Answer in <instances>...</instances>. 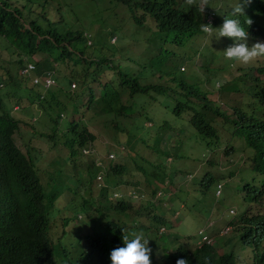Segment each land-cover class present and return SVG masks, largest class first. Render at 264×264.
Returning a JSON list of instances; mask_svg holds the SVG:
<instances>
[{"label":"clouds","instance_id":"clouds-1","mask_svg":"<svg viewBox=\"0 0 264 264\" xmlns=\"http://www.w3.org/2000/svg\"><path fill=\"white\" fill-rule=\"evenodd\" d=\"M85 2L80 0L73 8H68L64 0L59 4L54 2L60 9L50 16L62 23L57 28L65 31V37L59 42L53 36L47 37L51 47L40 51L46 55L47 64L36 65L25 59L26 66L20 75L29 78L31 88L18 86L30 91L23 99L24 108L16 102L9 104L10 107L4 103L1 93L6 85L0 82V118L20 122L19 130L0 144V170L13 168L24 158V177L34 172L40 188L39 193L15 185L1 189L0 264L9 260L7 252H12V258L19 257L30 237L43 246L39 264H203L205 255L211 251L218 256L230 255L237 264L232 250L235 243H254L256 236L264 235V211L256 208L264 199V65L256 66L264 57V0H152L154 12L162 7L172 22V13L179 14L174 22L177 27L169 32L158 31L155 38L134 41L132 46L129 38L122 37L121 47L129 49L132 56L125 61L141 69L133 59L149 65L165 52L169 53L170 48H181L185 50L184 59L175 71L187 77L178 79L163 69L154 71L147 81L123 70L124 61L118 50L115 66V52L100 48V40L91 29L98 24L97 17L93 15V20L87 21L75 14L90 6L105 14L118 4L128 9L130 23L136 25L130 7L120 1ZM17 6L23 8V3ZM222 6V12L216 13ZM95 10L91 11L95 14ZM153 13L139 8L136 16L146 26L155 22ZM82 23L95 26H82ZM158 37L166 42L161 49L154 48ZM118 41L117 36L108 39L111 46ZM111 67L117 69L110 77L107 73ZM124 75L137 79L144 92L133 93ZM171 85L179 87L172 90ZM105 88L118 91V95L105 99ZM176 92L185 101L171 108V116L187 120L206 144V151H213L200 175L203 185L200 188L203 193L214 189L215 203L209 208L210 218L200 220L206 226L198 231L200 240L191 247H172V241L164 240L169 229L163 221L179 214L173 205L175 196L185 186L193 188L191 181L197 174L188 171L189 162L184 170V183H176L171 175L173 166L184 165L188 160L168 151L169 146L175 149L183 146L175 145V135L167 130L169 121L160 100ZM52 94L54 98L50 97ZM205 97L213 110L203 107L207 102ZM35 101L46 103L45 114L49 108L53 111L54 117L48 115L50 120L46 124L49 131H42V125L40 129L34 127L37 118L22 117L26 124L17 118L27 104ZM112 111L127 116L125 122L116 125L112 139L90 133L81 123ZM194 115L210 122L216 118L218 138L200 136L192 124ZM140 120L143 128L150 131L147 137L136 131ZM25 127L41 137L35 139L32 137L35 133L25 134ZM135 131L138 135L132 140ZM166 139L169 144L159 143ZM240 142L242 149L238 147ZM133 145L136 151L130 149ZM221 151L227 159L225 163L220 161ZM49 167H54L55 172ZM247 167L261 179L258 183L242 184L241 198L248 201L245 212L212 235L208 231L216 224L210 220L213 209L225 200L222 190L235 181L234 169L241 171ZM159 171L166 175L162 181L156 176ZM139 178L145 183L135 184ZM125 180L128 185L123 184ZM149 187L154 199L151 207L145 209L148 217L144 222L140 208L143 200H148L144 190ZM68 205L73 212L67 209ZM110 209L112 212L108 213ZM230 214L237 212L232 209ZM113 216L119 218L115 220ZM196 217H200L197 211ZM79 221L83 222L82 226L78 225ZM159 227H162L160 231ZM248 232L249 236L240 238V233ZM230 233L231 239L226 238ZM150 234H155L154 239L146 238ZM64 236L65 244L72 248L67 257L61 256L58 244ZM162 242L168 246L160 245ZM224 243H227L225 247L232 245L229 251L217 248ZM261 257L264 259V254ZM258 263L264 264L261 259ZM11 264H19V260H11Z\"/></svg>","mask_w":264,"mask_h":264},{"label":"rangeland","instance_id":"rangeland-1","mask_svg":"<svg viewBox=\"0 0 264 264\" xmlns=\"http://www.w3.org/2000/svg\"><path fill=\"white\" fill-rule=\"evenodd\" d=\"M63 2V1H61ZM86 2H91V0H86ZM85 2V3H86ZM91 10H95L94 7L90 6ZM224 7L222 6L219 8L217 12H222L221 9ZM97 9V8H96ZM91 10H79L75 14L79 15L80 17L84 18L85 20L89 21V18L91 16L97 17L98 24H95L96 27L91 28L92 31L96 34L98 39L100 40V48L106 49L107 51L115 52L114 59L118 57V53L116 52L118 50L120 54V59H122V55L128 54L131 55V52L129 49H123L121 47V39L122 37L125 38H133L136 42H142L146 37H156V33L153 31L147 30L145 27H140L137 25H131L130 19L131 14L125 7L114 4L112 8L106 12L105 14L102 13L100 10H95V14ZM95 26L91 23L84 24L82 23V26ZM131 25V26H130ZM148 25V24H147ZM146 25V26H147ZM112 36H117L119 41L117 45L111 46L108 42V39ZM158 42L154 44L155 49H161L165 46L166 42L164 38L158 37ZM3 37L0 36V52H1V58H0V73L2 75H5L9 77V74L6 73L7 68L9 70H12V76L13 79L19 80L23 79L24 82L28 83L22 75H20L21 70L12 62H10V55L13 54V51L10 53L6 51L4 43L2 42ZM114 39H110V43H113ZM25 48V47H23ZM185 55V50L181 48H170L169 53L165 52L160 58L156 59L153 63L146 65L144 61L140 59H133V63L136 65H139L141 69L134 68L132 64H129L124 60L122 64V68L126 72H131L137 74L141 81H147L151 74L154 71H161L166 70L171 73V76L177 77L178 79L186 78L187 75L181 76L175 71L176 65L182 63ZM20 58H25L26 56L22 53H19ZM32 59H36L38 62L41 60H44L46 58V55L42 54L41 52H37L32 56ZM16 58V55L14 56V59ZM115 61V66L118 63L117 59ZM54 63V62H53ZM264 57L263 59L256 65L261 66L264 65ZM240 67H244L243 65L239 64ZM173 83V82H171ZM179 86L171 85V88H175L176 90ZM180 89V88H179ZM30 94V91H27L23 87H14L10 85H6V88L4 91H2L1 95L4 97L2 100L4 103L8 106L9 104L13 105L17 99H25ZM97 94V93H96ZM185 101V98L181 95H179L177 92L175 95L170 96L166 95L162 97L160 102L162 103L164 109H166V119L169 121V125L167 127V130L171 132V134L175 135V145L183 146L181 149H175L172 146H169V153L173 154L174 156H180V157H186L188 160L185 161L184 165L181 166H173L171 175L172 178L175 180L176 183H184L185 182V175L184 170L187 168L188 163L190 162V167L188 171H193L194 173L197 172V174L193 177L191 184L193 185V188L190 186L183 187L182 191L178 196H175V201L173 203L174 208L176 211L179 212L178 216L175 218L167 219L165 222L166 226L168 227V234L164 237L165 241H172V247L177 246H185V247H191L193 245H196L197 242L200 240V238L197 237L198 231L206 226L205 222H202L200 220H207L210 218L209 214V208L215 203V197H214V189H210L208 192L203 193L202 189V183H200V175L206 170L205 164L211 159L212 157V150L206 151L207 147L206 144L196 135L194 129L188 125L187 120H181V119H175L171 116L170 111L171 108L177 103V102H183ZM53 101H50V104H52ZM46 103H39L38 101H35L33 103L27 104L26 108L22 111H20V114L22 117H31V120L34 118H37V121L34 124V127H37V129L42 127V131H49L50 128L46 126V124L49 122L50 117L48 115H51V117H54L52 109L49 108L47 113L45 114L44 111V105ZM80 112L85 111V109H79ZM127 119L126 114H121L117 111H112L109 114L103 115L101 117L92 118L89 122H81L90 130V133H96L103 137H109L114 138L115 137V128L116 125L120 122H125ZM65 129L62 130V132ZM136 131L137 133L141 134L143 137H147L150 135V131L143 128L141 120L137 124ZM136 131L133 133L132 140L138 135ZM28 133H35L32 137L35 139L40 138V134L36 133L34 130L29 129V127H25V134ZM19 138V137H17ZM241 137L239 136V141ZM167 143L169 144V139L159 140V143ZM96 143H100V146L103 145L102 142L96 141ZM167 147V146H166ZM239 149L243 148V144L239 143ZM20 148L25 151V147H23L20 144ZM131 150L136 151L134 145L130 147ZM54 154L53 152H51ZM61 155L63 154L62 151L59 152ZM222 155L220 157V161L225 163L227 162V159L224 156V152H222ZM215 154V153H214ZM58 159V157H57ZM138 163V161H136ZM160 163L164 165V160L161 159ZM52 172H55V168H48ZM177 170V171H176ZM234 175H235V181L228 185L227 188L223 189L221 192V195L225 199L223 202L220 203L218 208H214L212 211L213 219L210 220L211 223L215 222V227L208 232L212 235H215L218 233L221 229L225 228L229 222L235 221L239 219L243 213L246 210L247 207V200H242V191L243 186L242 184L246 183H258L261 177H258L256 174L253 173L251 168L247 167L242 169L241 171H238V168L234 169ZM228 174V173H226ZM156 176L159 178V180H164L166 177L164 171H159L156 173ZM135 184L145 183L143 178L135 179ZM126 184V180L123 183ZM198 184V185H196ZM196 186V187H195ZM147 192V199L143 200V205L141 206L140 210L143 212L145 216L146 221L148 217V211L145 209H149L153 202H151L154 198L152 195L151 188H146L144 190ZM185 205L182 208V205ZM260 211H264V199L261 203H258L257 207ZM67 209L70 212H73L72 209L69 208V205L67 206ZM235 210L237 212L236 215H231L230 211ZM196 211L198 214H200V217H196ZM112 209L108 211V213H111ZM119 217L113 216V219H117ZM201 218V219H200ZM86 221V219H85ZM99 223V221L97 222ZM79 226L83 225V222H78ZM162 227L157 228L158 231L161 230ZM96 232H99L100 229H95ZM165 233V231L163 232ZM156 234V233H155ZM155 234L147 235L146 238L154 239ZM261 234V233H260ZM255 237L254 243L250 244H243L240 245L237 242L233 246L232 250L236 256V263L237 264H262L258 263L259 259L261 258L262 254H264V235ZM231 233L226 237L231 239ZM162 246H168V243L162 242L160 243ZM227 246V243H224L222 245L217 246V248H224L225 251H229L231 249V246ZM241 260V261H238Z\"/></svg>","mask_w":264,"mask_h":264},{"label":"trees","instance_id":"trees-1","mask_svg":"<svg viewBox=\"0 0 264 264\" xmlns=\"http://www.w3.org/2000/svg\"><path fill=\"white\" fill-rule=\"evenodd\" d=\"M80 0H64L65 4L68 8H73L77 6V2ZM127 5L130 7L134 15L132 19L137 26L145 27L147 30L153 31L158 34L159 32H169L173 31L177 26H175L174 22L176 18L179 17V14L172 13L174 17V22L167 16V13L164 12L162 7L154 12L152 0H111ZM54 2L60 3V0H0V36L3 37L2 42L4 43L6 51L9 53L13 51V54L10 55V62L14 63L16 68L18 67L20 70L25 68L26 61L36 63V65H42L43 63L47 64L46 59L40 62L34 61L32 59L33 55L37 52L45 51L46 48L51 47V42L47 39L49 36H53L56 38V41L59 42L65 37V31L61 28L58 29L62 23L53 21L50 13L57 11L60 9V5L55 6ZM17 3H23V8L17 6ZM142 8L152 14L155 22H151L147 26H143L141 24L142 18L136 16L137 9ZM87 10H91V8H87ZM92 16L89 18V21H92ZM158 25V26H157ZM134 39L131 38L129 40V44L134 45ZM25 47V48H23ZM126 50V48H124ZM19 53H22L26 56V58H20ZM16 58L14 59V56ZM122 55L123 61L128 59H132L130 54ZM1 58V52H0ZM6 73L9 74V77L2 75L0 73V82L5 85H10L14 87H18L23 85L25 88H31L29 85V78L25 76V80L28 82H24L23 79H13L12 70L7 68ZM116 67H111L109 72L107 73L110 77L114 76ZM128 86L132 89V92H144L143 88L139 85L138 80L124 75L122 76ZM124 84V82L122 83ZM112 87V86H111ZM187 89V86H184ZM189 90H192L189 88ZM118 95V91H116ZM115 92H112L110 89H103V97L105 99H110L111 97L116 96ZM201 95V94H199ZM53 97V94L50 96ZM206 98V97H205ZM207 100V98H206ZM22 108L25 107L24 100L19 98L16 100ZM205 109L213 110L212 103L207 100L206 104L203 106ZM193 109V106H191ZM217 115V112H216ZM17 118L22 120L24 124H26L25 119H22V116L17 115ZM19 121L14 119L7 120L5 118H0V144H3L7 138L11 137V135L15 134L19 130ZM192 124L195 128L199 130L201 133L200 136L207 137V139H217L218 138V130L214 127L217 124V119L214 118L211 122L204 121L201 118H198L196 115L192 117ZM80 141V139H77ZM25 162L26 160L23 158L18 165H15L13 168L8 169L7 171L0 170V191L4 186L15 185L25 189L33 190L35 193H39L40 188L36 182L35 173L32 172L29 176L24 177L25 175ZM240 238H245L249 236L248 233H240ZM66 236V235H65ZM64 237L59 239L58 244H60L61 256L67 257L71 254L72 248L68 247L65 244ZM25 248L21 250L20 256L12 258V252H7L6 256L9 259L5 264H11V260H19V264H39L43 253V246L39 243L35 237L29 238L25 241ZM84 260L88 259V257L82 256ZM262 262H264L263 257L260 258ZM203 264H234L233 258L230 255L218 256L214 251L208 252L205 255V260Z\"/></svg>","mask_w":264,"mask_h":264},{"label":"built area","instance_id":"built-area-1","mask_svg":"<svg viewBox=\"0 0 264 264\" xmlns=\"http://www.w3.org/2000/svg\"><path fill=\"white\" fill-rule=\"evenodd\" d=\"M30 67H32V66H30Z\"/></svg>","mask_w":264,"mask_h":264}]
</instances>
